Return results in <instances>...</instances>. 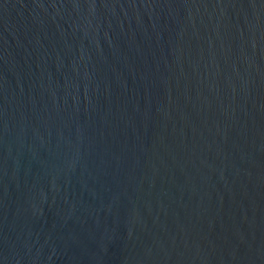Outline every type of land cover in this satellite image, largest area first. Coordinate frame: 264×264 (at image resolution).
Masks as SVG:
<instances>
[{
	"label": "water",
	"instance_id": "1",
	"mask_svg": "<svg viewBox=\"0 0 264 264\" xmlns=\"http://www.w3.org/2000/svg\"><path fill=\"white\" fill-rule=\"evenodd\" d=\"M0 264H264V0H0Z\"/></svg>",
	"mask_w": 264,
	"mask_h": 264
}]
</instances>
